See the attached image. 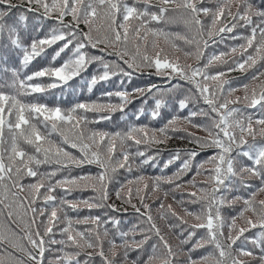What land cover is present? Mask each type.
<instances>
[{"label":"snow or ice","instance_id":"snow-or-ice-1","mask_svg":"<svg viewBox=\"0 0 264 264\" xmlns=\"http://www.w3.org/2000/svg\"><path fill=\"white\" fill-rule=\"evenodd\" d=\"M176 13L189 34L158 27L175 20ZM160 36L178 54L165 52ZM226 39L242 42L205 54ZM49 49L48 65L28 72L37 58H48ZM179 53L196 63L181 62ZM93 65L95 74L85 79ZM144 69L163 84L124 87L125 79ZM234 71L250 73L258 84L245 83L244 95L233 96L237 89L226 77ZM0 74V264H264V199H257L264 194V0H217L214 8L205 0H0ZM114 77L124 78L117 90L69 108L20 99L46 97L55 89L76 91L70 82L77 78L92 92ZM134 95L152 98L150 111L137 110L135 120L146 117L155 125L129 124L115 132L89 127L111 120L116 111L126 119ZM169 104L183 115H162ZM172 138L195 147L173 150L160 175H133L144 166L160 167V152L152 146ZM205 149L211 153L198 161ZM177 161L175 171L166 174ZM85 166L99 171L71 174ZM121 170L129 178L117 180ZM28 178L34 179L25 183ZM110 185L142 226L121 231L115 216L69 215L85 208L119 212L109 203ZM189 186L194 190L181 191ZM89 189L92 197L68 199L74 191ZM177 193L184 215L163 202L170 194L175 200ZM153 197L161 201L160 218L173 221L168 227L179 239V251L154 221L148 203ZM185 203L200 208L192 212ZM237 204L236 214L226 219L222 210ZM108 225L115 230L111 239ZM249 242L258 255L244 246ZM146 245L151 250L147 260L131 258ZM199 249L207 250L195 255Z\"/></svg>","mask_w":264,"mask_h":264},{"label":"trees","instance_id":"trees-1","mask_svg":"<svg viewBox=\"0 0 264 264\" xmlns=\"http://www.w3.org/2000/svg\"><path fill=\"white\" fill-rule=\"evenodd\" d=\"M153 2L155 3V0H153ZM258 2V0H257ZM217 3V0H205V6L210 7V8H214L215 5ZM169 7H175V5H169ZM178 15V13H177ZM176 15V16H177ZM202 20H204L206 23L208 22L209 18L207 17H201ZM166 21H167V17H166ZM165 23H168V29L170 30L169 32L167 30H165L163 27L162 28L165 32L167 33H182L180 31H174L172 30V25H171V21H167ZM159 26V25H158ZM83 27V25H82ZM238 32H242L245 35L247 34V32L243 29H237ZM186 34H189V32L186 31ZM151 38V37H150ZM149 38V39H150ZM159 38H161L162 41L159 42L160 44H168L171 47V41L167 40L165 41V38L163 36H160ZM152 39V38H151ZM169 41V42H168ZM242 41L239 40H228L226 39L224 42H218L216 44L211 45L207 50H206V55L207 54H211L213 52H220V51H227V46L228 45H232V44H238L241 43ZM172 48V47H171ZM173 52L175 54L176 50L173 49ZM53 50L49 49L48 50V58H37V60L33 61V63L31 65H29L27 71L28 72H32L35 70L40 69L41 67H45L48 65L49 61H50V57L52 54ZM93 52H95V50H93ZM180 56H183L182 53H179ZM63 56V54H62ZM109 59H113V58H109ZM191 60L193 61L192 63H196V61L191 58ZM14 67L18 66V64H14ZM96 65H93L91 68H89L88 73L84 74L85 79L90 78V74H95L96 72ZM150 70L149 69H144L143 74L140 73H135L131 80H126L124 82V87H126L129 91H131L133 88H147L150 84L152 83H157V84H163V80L160 77H157L155 75H150L149 74ZM3 75V74H0ZM228 79H230L232 81V87L236 88L237 90L233 93V95L235 93H244L243 88L241 87V85L247 83L249 84V87L252 88L254 86H256L258 84V81H251L250 80V73L248 75L242 74L240 71H234L231 73L227 74ZM6 80L11 79L10 76L5 77ZM121 79H124L123 77H114L111 81L109 82H101L100 84L96 85L92 92H88L87 88L84 86L83 82L77 78L76 80L70 82L71 86L73 89H75L76 91H71L69 89H65L63 91H61L60 89H55L52 90V92L50 94H48L46 97H40L39 94H34L33 96H28V97H20V99H22L24 102H31L33 100L39 99L40 102H44L47 103L49 105H60L63 108H69L72 105H74L77 102L80 101H87V100H97L100 97V94L102 92L105 91H115L120 87V83L119 81ZM264 79V78H261ZM2 82V81H0ZM5 92H10L12 91L10 88L5 87L4 88ZM175 93H173V97H175ZM147 99V103H144V100ZM113 103H118L119 101L116 98H113L112 100ZM175 101L173 100V103ZM152 107V98L149 97H140V96H133L132 97V102L130 104H128V106L125 109V112L128 113L127 118H122V113H120L119 111H116L114 113H112V118L111 120L108 121H101L100 123H96V124H92L89 127L91 128H95V129H99V130H104V131H108V132H115L117 130H123L125 129V127L129 124H140V123H145V124H153L155 125L156 122L155 121H151L150 119L146 118V117H141V119L139 121L135 120L134 118V114L137 112V110L143 108L145 110V112L150 111ZM249 113L251 114H256L258 115V113L255 112L254 109H249L248 110ZM169 114H175V115H183L182 112L176 111L173 108V104H169L167 106L166 109H162V115H164L166 118L168 117ZM90 116L92 114H89ZM201 118H197L196 122H200ZM188 131L190 132H194L196 135L199 136H204L205 133L197 128H193V127H189ZM153 150L158 149L160 152V157L158 160V164L160 165V167H151V166H144L141 171H136L133 173V175H139V174H143L146 177H154L157 175L161 174V169L163 167V163L168 159L170 153L173 150H177V149H185V148H192L195 147V145H192L189 143L188 140H182V139H178V138H172L170 139L167 143L165 144H159V145H153ZM199 150V149H197ZM75 151V150H73ZM211 153V150L205 149L201 151V155L198 156L196 159L198 161H203L206 160L208 155ZM179 161H177L175 164L169 166L168 169H165V173L168 175H171V173L173 171H175L176 167L178 166ZM135 168V165H134ZM98 168H96L95 166H85L82 169H73L71 174L72 175H78L81 174L83 172H98ZM192 173H189L187 176L184 177L185 180H188L192 177ZM125 178H129L127 177V174H125L123 172V170H121L118 174H117V180H121V179H125ZM34 178H28L26 179L24 182L25 183H29L32 182ZM196 179L198 181H203L205 179L204 176H198L196 177ZM114 185H110L109 186V193H110V200L109 203H113L116 204L118 202H121L120 200H118L115 196L114 193ZM167 187V186H165ZM253 187H255V182L253 183ZM193 191L194 189H192L190 186L186 187L185 189L181 190V191ZM94 195V193H92V190H86V191H74L72 193L71 196L68 197V199H87L89 197H92ZM233 194H229L228 198L231 199ZM181 197L179 195V193H177L176 195V199L173 200L172 195L170 194L168 196V198L166 200H164L163 202L165 204H172L173 205V209L180 215H184L183 212V208L181 206V204L179 203ZM185 200H187V197H184ZM257 199H264V194H258L257 195ZM160 200H157L155 197H153L151 200L148 201V203L151 205V211H152V215L154 218V221L156 222V224L158 225V227L161 228V232L162 235L165 236L166 239L169 240V242L172 244L173 248L176 249L177 251H179V248L181 247L179 245V239L177 237V235L173 232L172 229H170L168 227L169 223H172V219L168 218V219H161L160 218V214H159V208L158 205L160 204ZM122 204V202H121ZM190 204L191 206L188 207L189 211L192 212H196L199 210L200 205L199 204H191V203H185L183 205V207H186V205ZM120 208V207H118ZM121 210L119 212H111V211H106V210H97V209H93V210H88V209H83L82 211H80L79 213H75V212H70L69 215L72 216L73 218L77 217V215L81 218L88 216V215H101V216H115L117 219H119L121 221L120 225H119V230L121 231H130L131 229H133L136 225H137V216L134 213V210L131 209H127V211H124L123 208H120ZM239 209V204H237L235 207L233 208H225L222 210L223 215L225 216V218H230L231 216L235 215L236 212ZM250 215V214H249ZM186 219H188L189 223H193L194 220L191 217H185ZM238 223H243L242 220H239ZM81 228H83L84 226H80ZM109 229H110V235L108 237V239L112 238V226L108 225ZM257 230L253 229L251 233H246V235H252V233H255ZM117 242L119 243V240L117 238ZM239 243V242H238ZM246 248L252 250L255 254H259V249L256 248L254 245H252L250 242L246 243L244 245ZM108 245L107 243L105 244V248L107 249ZM145 251L144 252H133L131 253V258L135 259L137 258V256L139 255L140 259L142 260H147V257L149 254H151V250L148 248V246H145ZM207 249H199L197 251V253L195 255H199L203 252H205ZM91 251V250H89ZM46 255V260L49 257L48 253L45 254ZM157 255V252H156ZM187 255V252H183L180 253V260H183L185 258V256ZM241 259L244 260H248L251 261L250 257H244L242 256ZM252 264H254V262H252Z\"/></svg>","mask_w":264,"mask_h":264},{"label":"rangeland","instance_id":"rangeland-1","mask_svg":"<svg viewBox=\"0 0 264 264\" xmlns=\"http://www.w3.org/2000/svg\"><path fill=\"white\" fill-rule=\"evenodd\" d=\"M174 15H177L174 14ZM180 14L178 13V15L176 16L177 18L175 20H171V25L173 26L172 27V30L174 31H180V32H183L184 34H186V31L190 33V27H186L185 24L182 22V20L179 18ZM158 27H163L165 30H167L168 32L170 31L168 29V23H161ZM151 39V38H150ZM159 42L162 41L161 38H158ZM167 41V40H165ZM169 42V41H168ZM160 47L164 48L165 52H167L169 55H176L172 48L168 45V44H160ZM187 59V62L188 63H192L193 61L191 60V58H184L183 56H181V62H184V60ZM244 93H235L233 96H243ZM186 191H189V190H186ZM93 193V192H92ZM117 207H120V208H127V209H131V207L125 205V204H121V202H118L116 203ZM139 206V204H138ZM189 206H191L190 204L186 205V208H188ZM143 210V209H142ZM137 216V215H136ZM137 224H141L142 226V221H140L139 217L137 216ZM160 255H162V252L161 250H157V257H159ZM154 264H158V261H154Z\"/></svg>","mask_w":264,"mask_h":264}]
</instances>
